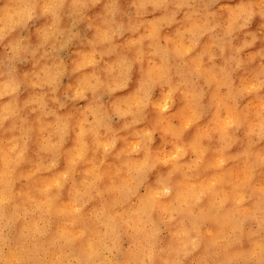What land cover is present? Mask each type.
Masks as SVG:
<instances>
[{"label":"clouds","instance_id":"obj_1","mask_svg":"<svg viewBox=\"0 0 264 264\" xmlns=\"http://www.w3.org/2000/svg\"><path fill=\"white\" fill-rule=\"evenodd\" d=\"M0 264H264V0H0Z\"/></svg>","mask_w":264,"mask_h":264}]
</instances>
